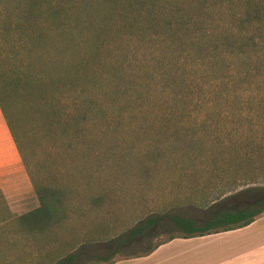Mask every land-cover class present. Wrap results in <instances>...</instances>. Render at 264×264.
Returning a JSON list of instances; mask_svg holds the SVG:
<instances>
[{"label": "rangeland", "instance_id": "1", "mask_svg": "<svg viewBox=\"0 0 264 264\" xmlns=\"http://www.w3.org/2000/svg\"><path fill=\"white\" fill-rule=\"evenodd\" d=\"M131 45L126 46L130 52L123 69L137 78L136 91L145 101L138 109L113 112L107 170L95 168L97 148L89 127H73L71 136L68 133V138L48 144L30 143L37 181L49 184L55 179L70 194L65 195L67 220L55 237L45 236L42 242L34 240L25 249L12 250L7 264H49L51 257H61L67 248H80L86 254L80 264H94L91 258L107 257L113 249L119 253L112 261L129 258L165 243L169 236L184 239L171 217L201 226L217 214L252 205L246 190L253 186H241L242 149L244 143L264 145V57L259 52L263 50L235 57L238 52L192 47L188 42L170 46L160 61L153 44ZM77 129L79 136H74ZM229 160L230 170L225 171ZM251 160L256 169L259 156L254 154ZM20 175L24 187L19 185ZM102 177L110 188L105 202L97 206L91 199L97 192L96 180ZM257 181L263 188L264 180ZM0 187L9 192L2 197L17 215L38 206L1 119ZM14 187L20 189L18 195L11 192ZM153 217L158 219L155 226L132 239L124 238L129 229ZM262 217L264 213L253 222ZM217 244V240L208 242Z\"/></svg>", "mask_w": 264, "mask_h": 264}, {"label": "trees", "instance_id": "2", "mask_svg": "<svg viewBox=\"0 0 264 264\" xmlns=\"http://www.w3.org/2000/svg\"><path fill=\"white\" fill-rule=\"evenodd\" d=\"M188 42L192 47L238 52L235 57L252 55L260 48L264 57V0H0V118L38 203L17 216L0 194V264H7L18 247L25 249L31 241L55 237L67 220L65 195L70 194L55 179L49 184L37 181L30 143L48 144L68 138V133L71 136L73 127H89L97 148L95 168L107 170L113 112L138 109L145 101L136 91L137 78L123 69L130 52L126 46L151 43L163 61L161 53L170 46ZM78 129L74 136H79ZM26 131L34 134L26 135ZM244 145L240 180L241 186H253L246 190L252 205L217 214L201 226L171 217L184 239L242 229L264 213V187L257 181L264 180V145ZM254 154L259 156L256 169L251 160ZM224 165L225 171L230 170V160ZM96 185L91 201L101 206L110 185L103 177ZM157 221L155 217L143 220L124 238L139 236ZM173 239L169 236L166 242ZM162 244L123 259L144 257ZM75 249L67 248L59 258L52 255L49 264L82 263L86 254ZM118 253L113 249L109 256L91 260L112 264Z\"/></svg>", "mask_w": 264, "mask_h": 264}, {"label": "crops", "instance_id": "3", "mask_svg": "<svg viewBox=\"0 0 264 264\" xmlns=\"http://www.w3.org/2000/svg\"><path fill=\"white\" fill-rule=\"evenodd\" d=\"M5 132L11 151L13 150L17 156L6 128ZM17 179L19 185L24 187V177L20 175ZM19 190L18 187H14L11 192L18 195ZM0 194L4 196L8 195L9 192L0 187ZM8 209L12 214L17 215L10 208ZM210 240H217V246H209ZM205 242L207 245L204 246ZM215 261L219 264H264V217L240 230L221 233L216 236L173 239L163 243L144 257L118 259L112 264H214Z\"/></svg>", "mask_w": 264, "mask_h": 264}]
</instances>
